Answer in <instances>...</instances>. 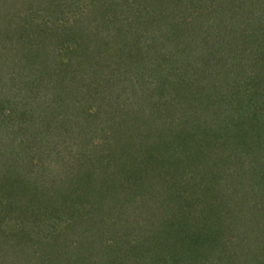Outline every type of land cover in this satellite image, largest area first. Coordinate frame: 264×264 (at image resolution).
I'll return each instance as SVG.
<instances>
[{
	"label": "trees",
	"instance_id": "trees-1",
	"mask_svg": "<svg viewBox=\"0 0 264 264\" xmlns=\"http://www.w3.org/2000/svg\"><path fill=\"white\" fill-rule=\"evenodd\" d=\"M17 4L0 31V223L32 224L0 225V264H210L224 227L242 236L229 203L264 217V0ZM258 225L226 263L264 264Z\"/></svg>",
	"mask_w": 264,
	"mask_h": 264
},
{
	"label": "rangeland",
	"instance_id": "rangeland-1",
	"mask_svg": "<svg viewBox=\"0 0 264 264\" xmlns=\"http://www.w3.org/2000/svg\"><path fill=\"white\" fill-rule=\"evenodd\" d=\"M17 1L18 0H4L2 3H1V5H0V31H6V30H8L9 28H10V30L9 31H13V32H15V28H14V26H15V14L18 12V4H17ZM28 1V0H27ZM34 1H36V0H34ZM25 12H26V10H25ZM15 21V22H14ZM9 33V32H8ZM0 46H1V44H0ZM1 50V49H0ZM227 50L229 51V47L227 46ZM19 53V52H18ZM21 53V52H20ZM229 54V53H228ZM1 59H2V57H1ZM21 58H20V54L18 55V54H16V55H14L13 56V58H12V60H9L10 61V63L12 64V63H14V64H12V66L13 65H15L17 62H25V60L26 59H24V60H21ZM1 62H6L5 60H0ZM232 60L231 59H229L228 60V62H226V64H225V67H226V69L228 68V69H232L233 67H234V65H235V63H237V62H231ZM220 62H222V61H220ZM9 63V62H8ZM238 64V63H237ZM20 66V65H19ZM19 66H18V68H17V70L19 69ZM14 68V67H13ZM237 68H239L238 66L235 68V70L237 69ZM7 70L9 71V69L7 68ZM11 71H12V73H13V69H11ZM13 77V76H12ZM223 77V76H222ZM6 79H7V81H5L4 80V85L3 86H5V88H7V85L9 86L10 84H11V86L13 85L12 84V82L10 83V81L11 80H9V78L8 77H6ZM6 91H7V89H6ZM31 97L30 98H33L34 96H37V90H35V91H33L32 92V94L30 95ZM16 103V102H15ZM17 104V103H16ZM18 106V105H17ZM19 107H20V105H19ZM17 124H18V122L17 123H15V119H13L12 121H10V123H9V125L11 126V128H12V125H15V127H13V128H15L16 129V127L17 128H19V129H22L23 130V128H29V127H26V126H24L23 128H20L19 126H17ZM14 129V130H15ZM6 142H8L7 140H5ZM262 150H263V153H264V147L262 146ZM258 156H260V157H263L262 155H260V154H257ZM182 160H183V162H186V161H191V155H190V153H188V154H186V153H182ZM150 175H151V172H150ZM150 178H149V181L151 182V183H157V182H159L160 180H159V174H152L151 176H149ZM167 178L166 177H163L162 176V181H164V180H166ZM162 188H166V186H162ZM227 188V187H226ZM232 189H233V186H232V184H229L228 185V190L229 191H232ZM250 192H251V190H250ZM250 194V193H249ZM254 196V195H253ZM254 198L256 199V196H254ZM243 201L244 202H246L247 203V201H249L250 199H252L249 195H246V196H244L243 198ZM259 200L261 199L260 197L258 198ZM245 203H242V205H244ZM245 206V205H244ZM247 206H248V203H247ZM238 206H233V205H231L230 203L225 207V210L224 211H229L230 213H232V214H228L230 217H231V215L233 216L232 218H233V220H234V223L237 221V222H239V225L240 226H242L241 227V229H242V236L238 233V236H240V239L236 236V234L235 233H231V234H229V228H228V226L227 227H224V229L225 230H223V236H222V240H224V242L222 241V244H221V246H217L216 244H215V248H214V251H213V255H214V261H211L210 262V264H231L232 262V259H229V262L228 263H226L225 262V258H226V255H232V256H234L235 254H238V252H244V249L245 250H247L248 249V247L247 246H249L250 248H253L254 249V247L253 246H250V244H248L247 243V241H245V237L243 238V235L246 233L245 232V228L246 227H244V225H246L247 227H249L250 226V229L251 228H253L254 229V231H255V228H258L259 227V225L258 224H260L261 223V221H262V223L264 222V217H259L258 215L256 216L255 214H253V213H246V211L245 212H243V213H241L242 211H239L238 209ZM234 209V210H233ZM237 209V210H236ZM241 210H242V208H240ZM254 209V208H253ZM259 213V212H258ZM234 214V215H233ZM12 216H8V215H4V217H3V219H1V223H0V225H1V228L2 229H5L6 230V226L9 228V230L12 232V233H14V234H12V235H14L15 237H17L16 235L22 230L23 231V229H25L26 227L27 228H29V225H30V220L29 219H27V220H25L24 218L22 219V218H20L19 216H17L16 214L14 215V213L13 214H11ZM255 215V216H254ZM228 217V216H227ZM228 219H230V218H228ZM251 220V221H250ZM225 224H231L230 223V221H227V219H225ZM32 224V223H31ZM34 226V225H33ZM249 230V229H248ZM226 234V235H225ZM230 235V237L229 238H231L230 240H234V241H236L237 240V238L240 240V242H241V245H236L233 249L232 248H230V249H227V251H225L224 252V244L225 245H228V243L226 242V236H229ZM224 238V239H223ZM246 245V246H245ZM253 245V244H252ZM123 246L124 247H128L127 246V244H123ZM255 250V249H254ZM261 251H263L262 250V248H261ZM263 253V252H262ZM19 253L17 252V255H18ZM12 255V259L11 260H14V259H16L17 258V256H16V254H15V250H13V251H11V253H10V256ZM154 257V256H153ZM95 262H97V261H95ZM86 264V261H85V259H83V262H82V264ZM94 264H96V263H94ZM254 264H258L257 262L256 263H254Z\"/></svg>",
	"mask_w": 264,
	"mask_h": 264
}]
</instances>
